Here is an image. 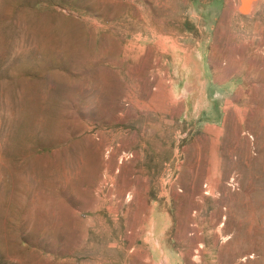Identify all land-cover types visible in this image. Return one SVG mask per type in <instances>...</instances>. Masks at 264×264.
<instances>
[{
	"label": "rangeland",
	"instance_id": "374dc122",
	"mask_svg": "<svg viewBox=\"0 0 264 264\" xmlns=\"http://www.w3.org/2000/svg\"><path fill=\"white\" fill-rule=\"evenodd\" d=\"M0 264H264V0H0Z\"/></svg>",
	"mask_w": 264,
	"mask_h": 264
}]
</instances>
